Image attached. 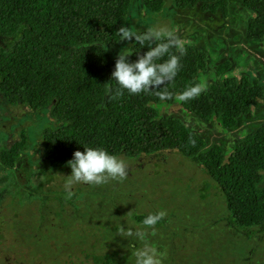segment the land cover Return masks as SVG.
<instances>
[{
    "label": "trees",
    "instance_id": "obj_1",
    "mask_svg": "<svg viewBox=\"0 0 264 264\" xmlns=\"http://www.w3.org/2000/svg\"><path fill=\"white\" fill-rule=\"evenodd\" d=\"M130 2L0 0V38L7 39V45H0L2 97L13 105L46 109L52 117L53 125H45L41 132L48 168L69 170L67 161L73 151H83V147H102L131 159L175 151L205 169L223 196L228 211L225 220L230 228L247 237L264 234V188L259 187L264 174V122L224 147L216 140L208 144L206 136L194 132L180 115L158 112L161 104L178 103L181 112L201 124L216 125V132L221 134L257 105L264 96V87L257 78L242 74L239 78L222 77L198 94L181 98L190 86L199 84L195 76L206 68V52L183 45L182 55L175 47L169 48V53L179 56L171 81L148 92L131 95L122 90L115 96L117 86L109 81L112 49L123 42L118 41L117 29L125 26ZM164 3L165 0H141L142 7L153 13L161 11ZM173 3L179 9L201 4L202 12L220 10L226 15L231 1ZM241 6L250 13L246 38L251 42L264 40V0H241ZM102 43H106L105 50L99 46ZM150 46L149 42H134L126 59L135 60ZM167 55L157 62L167 59ZM228 66L229 62L223 61L216 74L221 75ZM26 143L23 127L20 140L0 151L3 172L19 167L18 158ZM1 182L2 189H10L14 197L21 200L28 196L23 194L20 182L12 183L9 178ZM145 215L132 213L140 223ZM164 220L162 217L157 224ZM88 255L91 264H113L112 251Z\"/></svg>",
    "mask_w": 264,
    "mask_h": 264
},
{
    "label": "rangeland",
    "instance_id": "obj_2",
    "mask_svg": "<svg viewBox=\"0 0 264 264\" xmlns=\"http://www.w3.org/2000/svg\"><path fill=\"white\" fill-rule=\"evenodd\" d=\"M230 1L223 15L220 10L202 12L201 4L179 9L173 0H165L161 11L153 13L142 7L141 0H131L125 27L143 31L163 26L183 45L204 50L206 68L195 76L204 87L222 77L242 74L257 78L264 87V40L246 38L250 13L241 0ZM134 42L123 40L112 49V69L117 53L123 48L129 51ZM0 45H7V39L0 38ZM223 61L229 66L217 75V66ZM180 108L178 103L161 104L158 112L180 115L194 132L206 136L208 144L216 140L224 147L264 122V96L221 134L216 125L201 124ZM45 125H53L46 109L10 104L0 93V151L20 140L23 127L27 141L18 158L19 167L8 173L0 168V264H91L89 253L111 251L113 264H132V244L139 247V242L117 235V230L120 226L143 227L132 213L158 210L165 213V220L154 226L149 242L164 253L162 264H264V234L247 237L230 228L223 196L201 165L175 151L135 159L118 155L126 166L123 180L109 179L100 185L75 183L68 197L64 185L70 169L48 168L42 153ZM6 178L20 182L28 196L20 200L10 189L3 190L1 181ZM259 187L264 188V174ZM201 191L205 196L200 197Z\"/></svg>",
    "mask_w": 264,
    "mask_h": 264
},
{
    "label": "clouds",
    "instance_id": "obj_3",
    "mask_svg": "<svg viewBox=\"0 0 264 264\" xmlns=\"http://www.w3.org/2000/svg\"><path fill=\"white\" fill-rule=\"evenodd\" d=\"M117 35L118 41H127L131 38L141 45L149 42L152 46L147 47L143 54H137L136 59L131 62L126 59L129 55L127 48L117 53L109 78V81H113L117 86L115 96L118 97L122 90H126L131 95L148 92L175 77L179 56L169 53V48L175 47L182 55L184 47L183 42L176 39L170 30L163 26H150L143 31H137L128 26H121L117 29ZM105 44L99 46L105 50ZM166 53L167 59L157 62ZM203 87L202 83L192 85L181 98H190L202 91ZM67 166L70 168V174L65 176L67 180L64 188L68 197H71L70 188L75 183L100 185L109 179L123 180L127 175L124 161L102 147H83V151H73ZM164 215L162 210L150 212L141 221L143 227L133 230L132 227L120 226L117 230V235L134 238L139 242V247L132 244V264H162L164 253L152 246L149 236L154 234V226Z\"/></svg>",
    "mask_w": 264,
    "mask_h": 264
}]
</instances>
